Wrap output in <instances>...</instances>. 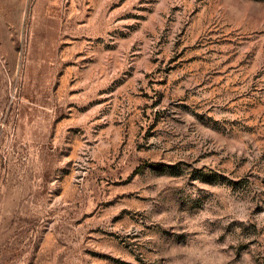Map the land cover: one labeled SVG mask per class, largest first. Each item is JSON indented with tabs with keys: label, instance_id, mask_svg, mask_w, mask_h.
Returning a JSON list of instances; mask_svg holds the SVG:
<instances>
[{
	"label": "rangeland",
	"instance_id": "obj_1",
	"mask_svg": "<svg viewBox=\"0 0 264 264\" xmlns=\"http://www.w3.org/2000/svg\"><path fill=\"white\" fill-rule=\"evenodd\" d=\"M0 264H264V0H0Z\"/></svg>",
	"mask_w": 264,
	"mask_h": 264
}]
</instances>
